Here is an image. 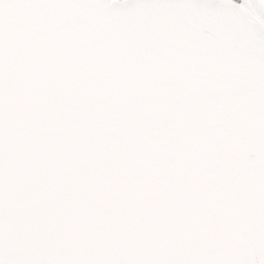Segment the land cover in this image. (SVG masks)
Listing matches in <instances>:
<instances>
[{"label": "snow or ice", "instance_id": "6c2138e0", "mask_svg": "<svg viewBox=\"0 0 264 264\" xmlns=\"http://www.w3.org/2000/svg\"><path fill=\"white\" fill-rule=\"evenodd\" d=\"M0 264H264V0H0Z\"/></svg>", "mask_w": 264, "mask_h": 264}]
</instances>
